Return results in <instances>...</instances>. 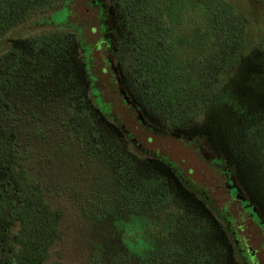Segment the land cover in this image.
<instances>
[{"label":"rangeland","instance_id":"obj_1","mask_svg":"<svg viewBox=\"0 0 264 264\" xmlns=\"http://www.w3.org/2000/svg\"><path fill=\"white\" fill-rule=\"evenodd\" d=\"M4 2H10L14 11L11 16L7 11L0 14V55L17 50L21 63L0 90L11 104L10 109H0V127L16 133L18 162L43 184L46 200L65 212L59 240L45 264H152L148 256L153 254L158 259L154 264H183L165 249L157 253L161 243L180 244L191 235L189 230L168 228L169 213L157 217L141 206L145 188H134L142 174L134 175V187L129 168L123 165L130 162L143 176L148 172L175 185L182 179L188 187L200 186L224 214L222 218L209 212L223 231L221 250L225 246L236 264L246 263L242 255L246 251L250 264H264L263 229L230 198L233 186L244 199H250L249 192L237 176L233 185L226 182L213 163L214 154L225 159L226 138L235 122L225 106L217 114L205 109L195 114L197 108L188 99L207 86L180 53V40L186 55L198 47L191 44V2L171 0L161 6L172 42L163 59L148 58L139 74L127 73L122 65L121 24L112 0H97L94 5L89 0L42 2L27 16L23 0ZM180 14L185 17L184 33L177 31ZM147 74L153 77V94L140 84ZM195 101L200 107L206 104L201 98ZM82 109L92 111L96 119L103 151L99 156L89 154L70 128L71 114ZM113 145L121 158L114 157ZM182 187L189 194L182 204L189 206L197 198L195 191ZM178 202L169 208L176 219ZM15 206L13 191L0 197V215L10 214ZM229 220L238 236L230 232ZM149 221L159 226L148 231L142 224ZM159 227L164 228L162 234ZM144 230L147 240L142 241L137 232ZM150 235L159 241L149 245Z\"/></svg>","mask_w":264,"mask_h":264},{"label":"trees","instance_id":"obj_2","mask_svg":"<svg viewBox=\"0 0 264 264\" xmlns=\"http://www.w3.org/2000/svg\"><path fill=\"white\" fill-rule=\"evenodd\" d=\"M89 1L91 5L97 3V0ZM189 1L191 44L196 43L198 47L186 55L182 50L183 40H180V53L185 54L191 71L202 83L207 82V86L206 89H200L201 93H191V99H188L197 108L195 114L205 109L213 115L219 113L223 106L228 108L230 115L227 116H231L235 128L226 138L223 151L225 159L214 154L213 163L229 184L233 182V177H238L244 190L249 192L250 199L239 197L240 191L235 186L230 198L239 201L244 211L251 213L255 222L264 230V218L260 215L262 212L264 216V0ZM42 2L50 4L53 0H23L25 16L37 5H43ZM167 2L171 3V0H112L121 24L118 44L122 65L127 73L139 74L148 58L158 62L164 58L162 53L170 48L172 39L167 31L168 26L165 25L166 17L162 19L160 9ZM13 9L10 2L0 0V14L7 11L11 16ZM179 17L181 22L177 31L184 33V14ZM9 21L10 17H6V22ZM253 31L257 33L253 34ZM20 63L21 54L17 50L0 55V90ZM152 78L147 74L140 79L141 86L149 94H153ZM199 98L206 102L202 107L195 101ZM10 107V102L0 92V109ZM69 125L83 141L89 154L99 156L103 153L92 111L82 109L72 113ZM16 146V133L0 127V197L9 190L16 195V206L10 214L0 215V264H45L52 247L59 240L65 212L46 200L43 184L28 175L26 164L18 162ZM115 149L116 146L113 145L114 157L121 158L122 153ZM106 157L110 159L109 155ZM123 165L129 168L131 179L137 173L142 174L138 177L139 185L134 188H145L144 191L141 189V206H146L157 217L162 213H169L165 220L168 228L180 226L181 230H189L188 233L191 234V237L188 234L186 238L183 237L180 244L176 241L161 243L163 246L157 256L165 249L164 253L174 255L183 264H236L225 246V251L221 250L219 245L223 246V231L219 220L214 219V216L212 218L209 212L216 211L222 218L224 214L215 209L213 201L203 195L200 186L188 187L182 179L181 183L179 181L175 185L161 176H150L148 172L147 176H143L144 172L137 170L131 162ZM134 184L133 179V186ZM183 185L191 188L193 193L195 191L194 196L197 197L189 206L182 204L189 196L184 192ZM173 187L179 190L175 191ZM177 200L181 204L179 219L169 209ZM233 223L232 220L228 221L230 232L233 236H238L237 229L236 232L230 227ZM143 225L149 231V227H158L159 222L149 221ZM157 230L161 234L164 232L163 227ZM150 231L153 233V229ZM137 233L142 241L147 240L145 230ZM150 236V242L146 241L149 245L159 241L153 235ZM10 241L7 249L6 244ZM191 244H195V247L190 248ZM148 258L152 264L158 261L155 254Z\"/></svg>","mask_w":264,"mask_h":264},{"label":"flooded vegetation","instance_id":"obj_3","mask_svg":"<svg viewBox=\"0 0 264 264\" xmlns=\"http://www.w3.org/2000/svg\"><path fill=\"white\" fill-rule=\"evenodd\" d=\"M248 214H249V216L254 220L252 214H251V213H248ZM254 221H255V220H254ZM263 231H264V230H263ZM245 253H246V254H245ZM245 253L242 254V255H244V257H245V261H246L245 264H250V263H249V259L247 258V251H246Z\"/></svg>","mask_w":264,"mask_h":264}]
</instances>
